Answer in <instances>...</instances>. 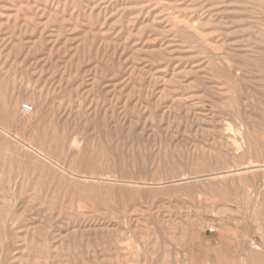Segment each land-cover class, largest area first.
<instances>
[{
    "label": "rangeland",
    "instance_id": "obj_1",
    "mask_svg": "<svg viewBox=\"0 0 264 264\" xmlns=\"http://www.w3.org/2000/svg\"><path fill=\"white\" fill-rule=\"evenodd\" d=\"M218 248L264 261V0H0V264Z\"/></svg>",
    "mask_w": 264,
    "mask_h": 264
},
{
    "label": "crops",
    "instance_id": "obj_2",
    "mask_svg": "<svg viewBox=\"0 0 264 264\" xmlns=\"http://www.w3.org/2000/svg\"><path fill=\"white\" fill-rule=\"evenodd\" d=\"M218 253H214L216 255V260H213V262H208L207 264H264L263 262L256 263L252 262L250 260L249 256L241 257L240 259L237 257L236 252H230L228 256H223L219 252V248L217 249ZM189 257V256H188ZM169 264V262H167ZM185 264H193L189 259L185 261ZM199 264H206L205 261L199 263Z\"/></svg>",
    "mask_w": 264,
    "mask_h": 264
},
{
    "label": "built area",
    "instance_id": "obj_3",
    "mask_svg": "<svg viewBox=\"0 0 264 264\" xmlns=\"http://www.w3.org/2000/svg\"><path fill=\"white\" fill-rule=\"evenodd\" d=\"M22 112L24 114H31L33 112V107L29 104H25L22 106Z\"/></svg>",
    "mask_w": 264,
    "mask_h": 264
}]
</instances>
